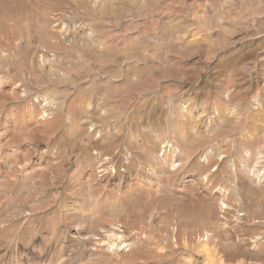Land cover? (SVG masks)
Here are the masks:
<instances>
[{"label": "rangeland", "instance_id": "rangeland-1", "mask_svg": "<svg viewBox=\"0 0 264 264\" xmlns=\"http://www.w3.org/2000/svg\"><path fill=\"white\" fill-rule=\"evenodd\" d=\"M31 1H35V2H31ZM31 1L30 0L29 1L28 0H25V1H23V0H16V1L15 0H1L0 1V50L4 46V48L1 50V55L4 53L7 54L6 57H5V55L3 56L4 63L0 64V69H1L0 70V76H4L5 79L7 80L6 81L7 83L9 82L8 80H10V79L11 80L13 79L14 81H16L15 78H18L20 76L18 78L19 81H21L23 83V87L26 86V88H29V89L31 88L30 91L33 89L32 92L35 91L34 93H37L40 91L42 92V90L44 89L43 90L44 92L50 91L49 93L55 94L54 96H56L57 100L62 99V101L63 100L64 101L63 102L59 101V103H58V109H57L58 112L55 115L56 117L52 118L55 122L52 121L51 118H49V121H51V122H48V121L46 122L45 120H47L48 118L44 119V121H43V119H41V121L39 120L38 115L40 113V110L38 107H35L36 105L33 107V110L36 109V111L33 112L32 106L29 105V103L27 101L19 100V99L18 100H14V99L6 100L4 96L2 97L0 95L4 101L6 100L5 102L0 100L1 101L0 102V105H1L0 106V117H1L0 118V123H1L0 124V128H1L0 129V141H3V142H0V148L2 147V145L4 146L5 144H7L10 141V138H9L10 134L7 133V131L5 130L6 128H9L11 132L14 130L18 133L19 132L21 133V134H18V138L15 140L16 141L14 143L15 146L13 145L14 149L17 146L16 151L11 150L9 152H6V151L4 152L2 148H1L2 150L0 149V155H2V156H0V264L1 263L2 264H5V263L6 264H40V263L51 264L53 262L54 263L56 262L55 264H57V261H58V263H60L61 261H64V260H65V264H70V263L71 264H79V263L80 264H109V263L110 264L111 263H113V264H116V263L120 264L121 263L122 264V262L124 261L123 259H125V261H126L125 264H141V263L142 264H145V263L148 264L151 262H152V264H157L158 261L160 262L158 264H173V262H175L176 264H180V263L181 264H205L202 255H200L197 252L198 251L197 249H200L202 247L197 248L191 243L189 246V244L186 242H188L187 237L197 239L199 236H201L204 233L203 231L206 232V230H208L207 227H204L203 223L201 222L202 221L201 219L211 215L212 211L207 209V208H209L208 207L209 204H211L212 202L215 203V202L219 201L220 197L222 196V195H220L221 193H219L217 191L214 192L211 189V188H213L212 187L213 184L217 185L218 183L221 186H223V188H224V191L222 192L225 194L224 196H226L228 198L230 197L228 199V201H227V198L225 200V202L229 205L230 209L232 211L237 212L238 214L244 213V216L246 214V216L247 217L249 216V218H251L252 221H254V220L255 221H254V223H250V224H247L245 226H242V229H241V227H236L238 229H236L235 227H232L231 230L228 229V231H226V229L224 227H222L223 226L222 222L224 221L223 219H225L227 217L233 218L235 216V213L232 212L233 214H231V213L227 214V215L225 214V217H223L224 214H222V215H220L221 216L220 219L212 218L211 223H213V224H210L209 231H211V233H214L213 237L215 238V240L218 241L220 238L219 236L225 237L227 240H229L230 238H233L236 240L235 242L238 243L237 248L235 250H239V252L240 251L242 252L247 248L245 246V244H246L245 240H247L249 238H255L257 236L260 237L261 235L264 236V214H263L264 213V195H262L264 192H262V194H261V191L259 192V190L255 189V192L257 191L256 193L258 195L256 193H254V195L252 194L249 196L248 194L243 193L244 191H242V193H240L241 195L232 194L231 193V187H230V179L228 178L229 168H227L228 166L231 165L230 161L232 159H233L232 162L237 163V164H243L246 162V159H247L248 155L250 154V151L252 150V149L250 150V147H251L250 144H252L251 143L252 140L253 141L259 140L257 138L258 136L254 137V135H260L259 138H260L261 143L264 140V137H261L264 135V128H263L264 123H262V122H264V119H263L264 118L263 117L264 116V107H263L264 106V0H160V1L157 0L156 2H155V0H143V2H142V0H134V1H132V0L121 1L120 0V1H118L119 4L116 3V6L118 5V7H117L118 9H116V8H115L116 10L115 9H113V10L112 9H110V10L104 9L105 11L109 10V11H107V13L104 12V10L101 9V7L97 8L98 10L93 8L95 11L98 12L97 13V12L92 10V6H90L89 4H88L89 7L86 5V8L88 7V9H85V4H87L86 2L85 3L80 2L81 4H84V5H81L80 3L76 2L75 0H69V1L66 0L67 3L63 2V0H58V1L55 0L56 2L60 3V4H58V7H57V3L54 0H52V1H49V0H44V1L43 0H31ZM125 1H126V3H125ZM52 2H55V3H52ZM70 2H71V4H70ZM120 3H123V4H121V6H120ZM28 4L32 5V7L31 6L29 7ZM49 5H51V6L53 5V6L51 7ZM68 5H69V7H68ZM46 6H48L50 8H46ZM72 6H75V7L77 6V8L76 9L74 7L72 8ZM81 6H84V8ZM36 7H38V8H36ZM43 7H45L46 9ZM56 7L59 10L55 9ZM122 7H124V8H122ZM89 8H91V10L93 12ZM69 9H70V11H68ZM27 10H29V11H27ZM47 12H49V14ZM50 12H51V14H50ZM67 12H71V13H67ZM32 13H35L36 16H34L35 14H32ZM89 13H91V14H89ZM92 13L94 15H92ZM110 13H114V14H110ZM29 14H32L33 16L32 15L29 16ZM40 14L43 16H41ZM70 14H71V16H70ZM107 14H109V15H107ZM50 15L52 17H53V15L63 17L65 20L70 21V23L71 22L75 23V24L80 23L81 25L83 24V26H88L87 28H89V30H91V32H92V33L90 32L92 34V35L90 34L91 39L86 38V36L83 34H80V36L83 39L82 38L80 39L79 35H76L78 37H74V39L71 37H68L67 40H71V41L68 42L66 40V43L69 44V46L67 44H65V48H63V50H67V52L65 51L67 54L64 52L66 57L64 54H63V56H62V54L61 55H53V56L49 55L50 57H53L52 58L53 63H56L55 64L56 67L54 68V70H56L57 65H59L61 67V70L64 69L66 71L65 74H67L68 77H66L67 75L65 76L64 70H62L63 72L60 71L59 66H58L57 71L52 70L51 73H48V71H46V72L44 71L45 72L44 73L42 71L40 73L41 70L39 68H37V66L35 64H33V61H34L33 56L34 55H38V53L40 51H43L46 49H47V51L45 53L48 54V51H49L48 48L49 47H47V48L45 47V46H48L47 42H46L45 46H44L45 42L43 45L41 42L42 40L44 41V39H45L44 36L42 35L41 31L44 34L45 32L48 31V29L51 28V27H49L51 25H49V26L46 25L45 27L42 26V24L44 22H47L48 20H52L51 18L49 19ZM91 15L95 16V18L92 17ZM89 17H91V18L89 19ZM75 19H76V21H75ZM88 19L90 21H88ZM30 20H31V22H30ZM39 22H41V23H39ZM49 23H47V24H49ZM27 24L29 25L28 27L26 26ZM23 26H24V29H23ZM28 28L29 29L31 28L30 29L31 32L29 30H27ZM43 28H45V29H43ZM93 28L94 29L97 28V29H95V31H94ZM46 29H47V31H45ZM3 33L6 34V36L3 35ZM28 33H30V34H28ZM37 33H39V36H42V37H39ZM19 34H20V36H19ZM98 34H100V35H98ZM26 35H27V39L25 37ZM37 36H38V38H37ZM6 38L9 42L7 40H5ZM38 40L39 41L41 40L40 41L41 43ZM72 40L73 41L76 40L77 42L76 41L72 42ZM93 40H95V41L93 42ZM86 41H88V42H86ZM90 41L92 43H90ZM5 42H8V43L5 44ZM84 42L87 44L83 45ZM95 42H97V43H95ZM25 43L26 44L29 43V44H27L29 47L25 46L26 45ZM72 43L75 45V47L77 49L74 48V45H72ZM10 44H11V47L13 49H11V48L8 49V47H10ZM23 44H25V45L23 46ZM89 44H90V47L85 48V46L86 45L88 46ZM92 44H96V45L98 44V47L96 45L92 46ZM41 45L44 47H42ZM95 47H96V49H95ZM28 48H30L32 51L29 50ZM69 49L70 50L72 49V50L70 51ZM78 49H81V50H78ZM10 50H12V51H10ZM27 52H29L33 56L32 55L30 56V54ZM71 52L74 53L73 56H72ZM10 54H12L14 56H12ZM28 54H29V56H28ZM10 56H11V58H10ZM74 56H76V57H74ZM9 59H10V61H8ZM16 59H18V60H16ZM12 60H14L13 65H12V63L10 64V62ZM18 61H19V63H18ZM15 62H17L19 66ZM24 62L26 64H24ZM28 62H29V65L27 68ZM14 64L17 67L16 66L13 67ZM30 64L31 65L33 64V65L30 66ZM61 65H63V68ZM64 65H65V67H64ZM69 65L71 66V68L68 69L69 72H67L68 70H66V69L70 67ZM20 66L22 67V69H20ZM5 67L8 68V70H6ZM2 68L4 70H6L5 73H1V71L4 72V70ZM33 68H36V69H33ZM12 69H14V71L17 72L18 75L15 74V72H13ZM9 70L11 71V73ZM35 70H37V71H35ZM18 71H20V73ZM27 71L30 73H28ZM58 71L60 72V75H59V73H57ZM61 73H63V74L61 75ZM13 74H14V76L12 77ZM26 74H28L30 77ZM52 74L58 76L59 78H57L54 75L52 78L51 77ZM45 75H46V77H45ZM48 75H50V78L48 77ZM15 76H17V77H15ZM33 76L34 77L37 76V77L34 78ZM54 78H55V80H54ZM37 79H38V81L42 79L41 81L43 83L39 81L37 84L36 83ZM60 79H61V81H60ZM27 80L29 81V84L31 83L30 87H29V84H27L28 83ZM52 80H54V81H52ZM48 81H52V82H48ZM24 82H26V83H24ZM32 82L33 83L35 82L36 84L35 83L33 84ZM39 83H41V84L39 85ZM3 86H2V88H4V89L8 88L9 89L10 83L9 84L5 83V85H3ZM35 88H37V89H35ZM81 90H85V91L87 90V92H93L94 90H96L95 91V96L97 99L96 103H99V104L101 103V108L104 107L103 109H105V110H106V108L109 109L108 113H107L108 109L104 113L105 117H101L102 119H105L104 121H102L101 118L96 119V121L98 120V121L102 122V123L98 122V124L99 123L101 125L103 124V126H101V127L106 126V128H109L113 125H117V126H120V127L122 126L123 128H125V129H123V132H124L123 136H121V138L120 137L117 138L116 139L117 141L115 142V143H117L119 141L120 144L113 143L110 145V143L108 141L107 142L103 141V143H104L103 144L100 141L99 144L97 145V147H95L94 149H91V152H94L95 149H96V151L111 152V150H113L114 147L119 148L122 146L121 148H124L126 143L128 145V142H127V140H129L128 139V137H129V133H128L129 126L128 125H130V121H131V123L132 122L134 123L135 121H137L135 118L139 117V115L142 111L145 114V118H146V116H147V118H151V114H152V117L155 116V114L157 116L158 113L160 114L162 112L160 114V116L159 115L158 116L160 118H163L164 122L166 120L165 123H167V124L164 123L166 127H165V129H163V131H165V133L162 132L161 135H158V134H153V135L155 137H156V135H158L161 138L164 135V137H163L164 139L170 140V138L173 135V129L175 127L176 128H183V127L188 125L187 124L188 123V114L186 112L182 111L181 107H180L181 110H179L178 107L180 105H178V103L182 104L185 102V100H190L191 102H193V104H198L199 107H201V108L198 107V109L207 110L208 112L212 111L216 107L219 108V107H223L224 105H226V106L228 105V107H230L229 108L230 111H233V112H231L232 117H230L229 122L228 121L227 122L225 121L226 123L222 122L223 124L228 123L226 125V127H225V125L220 124L221 125V126H219L220 128L215 130V133L214 132L211 133L210 134L211 136L206 137L207 139L205 138L204 140L201 141L203 144L204 143L206 144L208 141H212V139L215 136H218L217 138L213 139L215 142L212 141V143H217V141L219 140V142L222 143L221 148H223L224 150L223 149H221V150H222V152L224 151V154L226 152H228L230 149V151L225 154L226 155L225 157L227 158V159L226 158L224 159L225 162L224 161H222L221 163L219 162V165L222 164V166H219V168H221V169L218 168L215 171L214 182L212 184L208 183L209 185L207 183H205L204 181L202 182V180L199 179L201 176L200 173H202V172L199 169H197V167H195L194 164H193V166H191L192 163L189 165L184 163L182 165L183 168L178 170L176 172V174L174 173L175 176H174V174L173 175L169 174L170 177H169V175H168V177L166 176V178H165L166 184H165L164 188L159 189L156 183L155 184L148 183L146 180L140 179V177L138 176L140 169H142V167L144 166L145 163H147V161L141 156L140 152H136V151L133 152V156L136 159V161L133 158L132 161L125 162L124 161L125 159H123V156H120V160L117 164L119 167L117 168V171L113 172V176L111 174L112 168H108L106 171L101 172V175L99 176L100 178L96 179V181L94 179H91V178L88 179V173H89L88 168H84L80 165V159L84 160L83 157L86 156V154H85L86 152L83 154V157L81 156V158H80V148H79L80 142H82L83 144L86 143L85 142V141H87L86 135L85 134L82 135V137H83L82 138L83 140H82L79 136V134H80V131H79L78 134H77V132L75 134L76 136H79V137H76L74 135L75 132L73 133L71 130V129H73L72 126H70L67 122H65L63 120V117L61 118V120L59 119V117L57 118V116H60V114H62V113L64 115H66V114H69L70 112H71V115L73 114L74 119L77 118L78 116L80 117V109H82L84 104H81L79 102L80 99L77 100V97L80 98V91ZM5 92L11 93V90L9 89V92H7V91H5ZM62 92L64 93V95L62 94ZM65 93H66V96H65ZM97 93H101L102 97H101V94H97ZM226 93L229 95H226ZM68 94H70V96ZM67 95L69 97H67ZM103 95H106L107 97L106 96L103 97ZM66 97H67V99H66ZM167 97H169V98H167ZM172 97L176 98V99L173 98V105H171L172 104V101H171ZM177 98H178V100H177ZM163 99H165V100H163ZM166 99H167V102H166ZM69 100H70V102H69ZM175 100H177V101L174 102ZM72 101L75 102V103L74 102L73 103L76 106L73 105ZM160 101L161 102L163 101V102L161 103ZM181 101H183V102H181ZM206 101L207 102L211 101V102L206 103ZM214 101L216 104L219 103V105H215ZM66 102H67V104H71V105H67ZM227 102H228V104H226ZM12 103H14V104H12ZM24 103H25V105H24ZM104 103H105V105H104ZM106 103L108 104V106ZM253 103L257 107L254 106ZM15 104L17 106H15ZM164 104L166 105V107ZM174 104H176V105H174ZM221 104L222 105L224 104V105L222 106ZM250 104L254 108L252 106H250ZM141 105H143V107ZM258 105L259 106L261 105V106L258 107ZM67 106H69V107H67ZM9 107H11V108H9ZM14 107H16V108H14ZM139 107H140V109L138 111ZM246 107H248L249 109ZM18 108L20 111H18ZM151 108L153 110H151ZM165 108L166 109L168 108L167 109L168 111ZM175 108L176 109L178 108V109L176 110ZM63 109L67 112L64 113ZM156 109H159V110H156ZM241 109H243V112ZM246 109H248V110H246ZM256 109H257V111H256ZM60 110H61V112H60ZM240 110H241V113H240ZM249 110H250V113H249ZM11 111H12V113H13V111L15 112L16 116H14V118H12L13 115H12ZM31 111H32V113H31ZM172 111H174V112H172ZM234 111L236 113H234ZM135 112H137V113L135 114ZM176 112H178V113H176ZM181 112H183V113L181 114ZM246 112L249 113L248 114L249 116L245 115V114H247ZM33 113H35V114H33ZM106 113H107V115H106ZM130 113H131V115H130ZM164 113H166V114H164ZM237 113H239V116L237 115ZM252 113H254L253 115H255L254 120H253V118H251ZM171 114H172V116H171ZM233 114L238 116V117L234 116ZM242 114H243V116H242ZM30 115H31V117H30ZM33 115H36L37 117L33 119L32 117H35ZM161 115H163V117ZM106 116H108L109 118H106ZM37 118L39 121L37 120ZM261 118H262V120H261ZM127 119H128V121H127ZM169 120H171V122ZM172 120L173 121L175 120L174 123L172 122ZM252 120L255 123L252 122ZM260 120L262 122H260ZM6 121L8 122V124L6 123ZM105 121H107L108 125H106ZM238 121L241 123H239ZM56 122H58V123L56 124ZM110 122H112L113 125ZM137 122H139V120ZM243 122H244V124H243ZM13 123H15L16 125ZM172 123L175 125H173ZM232 123H233L232 129L234 127H235L234 130L236 129L235 133H234V130L229 129V128H231V125H229V124H232ZM55 124L57 126L59 125L58 128L60 127V130H58V128H56L57 126ZM171 124L173 126H171ZM17 126H18V128H17ZM42 126H43V129H42ZM237 126H239V127H237ZM240 126H242V127H240ZM13 127H15V128H13ZM171 127H173V129ZM44 128L47 129V131ZM238 128H240V129L238 130ZM244 128H245V130H243ZM3 129L5 130V132H3L4 131ZM166 129H168V130H166ZM221 129H222V132H221ZM256 129H258V130H256ZM51 130L53 133L51 132ZM53 130H56V132H54ZM218 130H220L219 133H218ZM224 130L225 131L228 130V132H225ZM231 130H232V132H231ZM26 131H27V133H26ZM28 131H30V132H28ZM238 131H240V132H238ZM38 132H40V133H38ZM46 132H48L47 135H46ZM220 132L223 134L221 135ZM256 132H258V134ZM249 133H251V134H249ZM6 134H7V136H6ZM29 134H30V136H29ZM214 134H216V135H214ZM219 134L222 137L219 136ZM224 134H227L228 138ZM244 134H245V136H244ZM252 134H254L253 137H252ZM45 135L47 136L46 138L43 137ZM48 135H51V136L48 137ZM248 135H250V137ZM40 136H42V137H40ZM223 137L225 138V140ZM209 138H211V140H209ZM77 139L79 141H77ZM119 139H121V141ZM122 140H123V142H122ZM125 140H126V142H125ZM203 141H205V142H203ZM240 141H242V142H240ZM201 142L196 143L197 145L194 143L195 144L194 146L195 147L198 146L197 148L203 146V145H201L202 144ZM75 143H76V147H75ZM107 143H109V144H107ZM263 143H264V141H263ZM18 144H19V147H18ZM243 144H245V145H243ZM248 144L250 145V147ZM77 145H78V147H77ZM232 145H233V147H232ZM20 146L22 148H20ZM99 146L102 148H98ZM194 146H193V148H195ZM225 147L227 148L228 151H225L226 150ZM236 148H238V149H236ZM25 150H27L28 152H26ZM29 150L32 151L31 155L33 153H34V155L31 156L29 154L30 153ZM84 150L86 151V149H84ZM192 150H194V149H192ZM243 150H244V152H243ZM23 151H24V154L26 153V157L28 156L27 159H26V157L24 158L25 155L23 154ZM239 151H240V153H239ZM232 152H235L238 154H235ZM9 153L10 154L12 153V154L9 155ZM16 153H18L17 154L18 157L16 156ZM21 154L24 156H22ZM233 156H234V158H233ZM3 158H4V160H2ZM242 158L243 159L245 158V159L243 160ZM6 160H8V162H9V164L7 166L5 163ZM20 160L22 161L21 163H20ZM236 160H237V162H236ZM133 161H135V162L133 163ZM16 163H18L19 166ZM47 163H48V165H47ZM136 163H138V165ZM25 164L27 166H25ZM128 166H130V167L128 168ZM15 167H17V168H15ZM39 167H41V168H39ZM56 168H57V170H56ZM40 169H41V173H40ZM47 169L49 172L47 171ZM26 170L28 171L29 174L27 173ZM7 172H9V174H7ZM135 172H136V174H135ZM221 172H223V173H221ZM48 173H49V175H48ZM59 173H61V174H59ZM24 176H26V177H24ZM81 176H83V177H81ZM219 176H221V178ZM226 177H227V180L229 182L226 180ZM39 178H41V179H39ZM121 178H123V179H121ZM216 178L218 180H220L221 183ZM27 180H29V181H27ZM105 180H107V181H105ZM91 181H93V182H91ZM168 182L171 186L168 184ZM22 183H25V184H22ZM36 183H37V185H35ZM103 183L108 184V185L106 184L108 187L107 189L103 190L104 187L102 185H105ZM115 183H117V185ZM81 185H83V186H81ZM98 185L102 189H100V187ZM118 185H121V186H118ZM117 186L120 188V189L118 188L119 190L117 189ZM130 186H132V187L137 186V187H136V189L131 190V189H129ZM141 186H143V187H141ZM185 186L186 187L188 186L187 188H191V187L194 188L192 190L193 196H191L190 193L185 191V189H184ZM203 186H204V188H202ZM263 186L264 185L262 184L260 187L258 186L257 188H259V189L262 188L260 190H263L264 189ZM31 187H36V188L31 189ZM62 187H64L65 189ZM156 188H157V190H156ZM110 189H111V191H110ZM112 189L114 190V194L111 193V192H113ZM137 189H139V190H137ZM147 189H149V191ZM165 189L167 190V192ZM35 190L36 191L38 190V191L36 192ZM141 190H142V192L140 194ZM150 190H152L154 195H156V197H155L156 203H155V198L152 195L153 193ZM159 190H160V192H158ZM228 190H230V191H228ZM100 191H102V193H100ZM89 192H91V193H89ZM92 192H95V193L93 194ZM144 192H145V194H144ZM155 192H158V193H155ZM58 193H60L61 196ZM96 193H97V195H95ZM146 193H150L151 195L146 194ZM163 193H166V195L170 194V195H168V196H170V198L163 195ZM226 193H227V195H226ZM57 194H58V196H57ZM108 194H110V195H108ZM111 194H112V196H111ZM231 194H232V196H231ZM123 195H129V197L127 196L128 199L126 198V196H123ZM135 195L136 196L138 195V196L135 197ZM158 195H161L160 196L161 198ZM173 195H176V196H174L176 198H173ZM205 195H206V197H205ZM140 196L143 198L144 201L140 198ZM145 196H147V197L151 196V197L150 198L146 197V199H144ZM209 196H211V199H209ZM152 197H153V199H152ZM182 197H184V199H182ZM248 197H251V198H249V200H248ZM178 198H179V200H178ZM235 198H237V199H235ZM123 199H124V201H123ZM137 199L139 201H137ZM157 199H160V200H157ZM201 199H203L204 201ZM205 199H207L209 201V204H208V202L206 204L207 200L205 201ZM250 199H254V200H250ZM81 200H84V201L86 200V201L83 202L82 204H79V203H81L80 202ZM90 200H92V202ZM93 200H94V204H93ZM96 200H97V202H95ZM141 200H142V202H141ZM171 200H172V202H171ZM168 201H169V203H168ZM191 201L192 202L196 201V202H194L195 204H193ZM90 202L93 205H91ZM201 202H202V204H201ZM40 203L42 205H40ZM144 203L146 206L144 205ZM160 203H162V205ZM214 203H212L211 206H213ZM247 203L248 204L250 203L251 205H247ZM89 204L91 205L90 208H88ZM97 204L99 205V208L102 207L101 212L103 211V213H102V215H100L101 218L99 216L93 217V215H95V213L97 212L96 211L97 207L95 208V206H97ZM115 204H116V206H119L121 209L119 207H117V210H116ZM203 204L204 205L206 204V206H203ZM252 204H254V205H252ZM38 205L44 209H40V207ZM103 205L104 206L106 205L107 207L106 206L105 207L108 209L110 208V209L109 210L106 209ZM171 205H172L173 209L170 208ZM198 205H200V206H198ZM3 206H4V208H3ZM68 206H69V208H68ZM129 206H130V208H128ZM196 206H197V208H196ZM35 207L38 211H36ZM71 207H73L74 209ZM138 207H140L142 209H140ZM199 207H200V209H199ZM203 207L206 209H204ZM234 207H236V208L234 209ZM70 208L73 211H71ZM111 208H112V210H111ZM162 208H163V210H162ZM211 208H209V209H211ZM88 209H91L90 213H92V215L90 214L91 216H89V217L84 216L85 211L86 210L88 211ZM94 209H95V211H94ZM103 209H105V213H104ZM129 209H131V211L134 212L135 215L133 213H131V211ZM174 209H176L175 210L176 214L174 213ZM201 209H203V210H201ZM16 210H17V212H16ZM74 210H76V211H74ZM92 210L95 213L92 212ZM142 210L144 212H142ZM190 210H191V212H190ZM198 210H201V211H198ZM24 211L25 212L27 211V213H29V215H30L29 217L33 218L32 220H31V218H29V221H25V223L27 222L26 224L20 222L21 218L16 221L18 223V226H17V223L13 224L9 221H6L7 219L9 220L15 212H16L15 214H17L18 216H22L24 214ZM30 211H31V213H30ZM113 211L118 216V218L113 213ZM116 211L121 212V213H117ZM126 211H128L129 213ZM140 211L142 213H140ZM147 211H149V212L151 211L150 216H149V212L147 213ZM153 211H155V212H153ZM245 211H246V213H245ZM109 212H111L110 213L111 215L109 214ZM125 212H126V214H125ZM152 212H153V214H152ZM160 212H161V214L165 213L166 215L162 214V216H163L162 217ZM186 212H187V214H186ZM194 212H195V214H194ZM7 213L9 214V216L10 215L11 216L9 217ZM137 213L140 214V216L137 215ZM167 213H168V215H167ZM169 213H171V214L169 215ZM108 214H109V216H108ZM112 214L115 215V217ZM142 214L145 216H143ZM96 215H99V214L97 213ZM121 215L122 216L124 215L125 217L123 216L124 217L123 218ZM192 215H195V216L199 215V217L195 218V216H192ZM250 215H252V216H250ZM104 216H106V217H104ZM180 216H182L184 220ZM120 217H122V219ZM261 217H263L262 220H259V218L261 219ZM79 218H80V220H82L81 223L79 222L80 221ZM103 218H105L104 219L105 221L102 220ZM113 218L114 219L117 218L120 221L122 220L121 222H123V223L125 222L127 225H129V228L132 230V236L134 235L133 237H135L134 238L135 244L133 243V245H135V246L132 245V248L134 250L136 249L138 251L135 250L136 251L135 252L133 250L134 252H132V248H130L131 250L129 249V251H128V249H126V248H129V246H128V247H125V250L122 251L124 253L126 252L125 253L126 255L121 257V255L115 254L118 257L117 258L114 254L110 253L105 242L101 241L100 238H98L99 237L97 235L98 230L102 226H105V224L107 225V223H109V221L111 222L113 220ZM172 218H173V221H172ZM190 218H192V219L190 220ZM87 219H89V220H87ZM98 219L100 220V222ZM106 219H108V220H106ZM109 219H112V220H109ZM168 219L171 221V223ZM175 219L178 222H180V224ZM186 219L188 220V222ZM193 219H197V220H193ZM198 219H200V220H198ZM23 220H22V222H24ZM83 220H84V222H83ZM97 220L99 223L97 222ZM131 220H132V222H131ZM174 220H175V222H174ZM88 221H90L89 224H88ZM160 221H162V222H160ZM183 221L185 222V224L183 223ZM218 221H219V223H218ZM104 222H106V223H104ZM159 222L161 224L163 223L162 227H161V224ZM164 222H165V224H167L168 222L170 223V224L169 223L167 224V226H168L167 228H166V225H164ZM3 223H5V224H3ZM10 223H11V226H10ZM78 223H79V226H78ZM144 223H145V225H144ZM152 223H154L155 225L154 224L152 225ZM19 224L21 227H25V225H26V229L19 227ZM81 224H82V226L84 224H86V225L83 226V228H82ZM130 224L132 226H130ZM183 224H184V226H183ZM187 224H188V227L185 228L187 226ZM12 225H14V226H12ZM169 225H171V226H169ZM213 225L215 228H213ZM28 226H29V228H28ZM174 226H175V229L173 228ZM146 227H149L150 229H148ZM15 228H17V229H15ZM88 228H91V229H88ZM157 228H159V229L157 230ZM169 228H170V230H169ZM180 228L182 229V231ZM211 228H213V229H211ZM221 228H222L223 232L221 231ZM139 229H142V230H139ZM171 229L175 230V233H173L174 235H172V232H171V235H172L171 239L172 240L175 239L174 240L175 242L170 243L169 241H167L168 240L167 237L164 238V236L167 235V230L171 231ZM178 229H180V230L178 231ZM185 229H186V231H185ZM214 229L216 230V232H214L215 231ZM64 230H65V232H64ZM187 230L188 231L190 230V231L188 232ZM193 230H194V233H193ZM218 230H220L219 234H218ZM86 231H87V233H86ZM230 231L232 233H230ZM261 232H262V234L260 235ZM163 233H164V235H163ZM184 233H185V236H184ZM186 233H188V234H186ZM221 233H223L224 235ZM235 233L236 234L238 233V235H236ZM195 234H196V237H195ZM225 234H226V236H225ZM79 235H81V236H79ZM158 235L160 238L158 237ZM192 235H193V237H192ZM49 236H50V238H49ZM59 236H61V237H59ZM161 236H163L164 239ZM84 237H86V238H84ZM184 237H186V241H185ZM59 238H61V239H59ZM62 238H64V239H62ZM144 238H145V240H144ZM52 239H54V240H52ZM79 239H81V240H79ZM97 239L100 242H98ZM148 239H150L151 242L154 239L155 240L153 241V243H151L150 241H148ZM151 239H153V240H151ZM158 239H159V243H158ZM178 239H182V240L179 241ZM4 240H5V242H4ZM116 241L117 240H115V242ZM182 241H183V243L188 244V247L186 249L183 247ZM189 241H190V239H189ZM101 242H103V243H101ZM154 242H157L156 243L157 245ZM167 242H169L170 244ZM136 243H137V245H136ZM140 243L142 244V246L140 245ZM179 243H181V244H179ZM166 244H167L168 248L166 247ZM145 245H147V246H145ZM168 245H171L173 247L168 246ZM177 245H179V246L175 247ZM45 246H46V248H45ZM150 246L155 247L154 250L152 247H151L152 249H149ZM160 246L161 247L164 246V248L163 247L160 248ZM205 246H208L211 249L214 248V247H212V246H214L213 243L205 245ZM138 247H140L139 248L140 250L138 249ZM144 248L146 250L145 254H147V255L144 254L142 256V254L144 253ZM171 248H173V249H171ZM175 248L177 251L175 250ZM99 249L100 250L103 249L106 253H104V255H103V251L102 250L100 251ZM155 249H156V251L158 249V251L156 253H155ZM106 250H108V251H106ZM97 251L99 253H97ZM139 251H142V252H140L141 254L139 253ZM148 251H150L151 254ZM160 251H161V253H160ZM162 253H164L163 256H162ZM246 253H248V254H246ZM259 253H262L264 255V247L252 248L249 250V252L239 254L237 259H235L233 261L223 259V264H249V263L250 264H264V258H262ZM131 254H133L132 258H131ZM138 254H140V255H138ZM148 254H149V256H148ZM159 254H161V255H159ZM169 254H171V256ZM173 254H174V256H173ZM10 255H12V256H10ZM93 255H95V256H93ZM108 255L110 257H108ZM113 255H114V258L115 257L117 258V260H116V258L112 259ZM164 255H165V257L168 256V259L165 258ZM98 256H99V258H97ZM105 256H106V259H105ZM144 256H145V258H144ZM152 256H153V259H152ZM160 256L163 258L164 261L162 259H160L161 258ZM147 257L149 260V261L147 260L148 262L145 260V259H147ZM154 257H156V258H154ZM250 257H251V259H250ZM70 258H71V260H70ZM157 258H158V260H157ZM169 258H171V259H169ZM68 259L70 262L67 261ZM111 259H112V262H111ZM131 259H133L132 261H134V262H132ZM174 259H175V261H174ZM121 260H122V262H120ZM229 261H230V263H229ZM231 261H232V263H231ZM136 262H138V263H136ZM123 264H124V262H123Z\"/></svg>", "mask_w": 264, "mask_h": 264}, {"label": "bare ground", "instance_id": "bare-ground-1", "mask_svg": "<svg viewBox=\"0 0 264 264\" xmlns=\"http://www.w3.org/2000/svg\"><path fill=\"white\" fill-rule=\"evenodd\" d=\"M1 1V0H0ZM16 1V0H15ZM23 1H25V0H23ZM29 1V0H28ZM31 1V0H30ZM44 1V0H43ZM49 1H52V0H49ZM55 1V0H54ZM58 1V0H57ZM67 1H69V0H67ZM76 2H78V3H80V2H86L87 4H85V9H88V4L90 5V6H92V10L93 11H95L94 9H97V8H99V7H101V9H118L117 7H118V5L116 6V3H118L119 4V2L118 1H120V0H75ZM121 1H123V0H121ZM130 1V0H129ZM128 1V2H129ZM132 1H134V0H132ZM157 0H155V2H156ZM160 1V0H159ZM3 2V1H2ZM7 2V1H6ZM31 2H35V1H31ZM56 2V1H55ZM55 2H52V3H55ZM63 2H66V0L64 1L63 0ZM127 2V3H128ZM142 2H143V0H142ZM8 3V2H7ZM18 3V2H17ZM46 3V2H45ZM57 3V7H58V4H60L59 2H56ZM67 3V2H66ZM77 3V4H78ZM125 3H126V1H125ZM132 3V2H131ZM137 3V2H136ZM13 4V3H12ZM62 4V3H61ZM70 4H71V2H70ZM81 4V3H80ZM121 4H123V3H120V6H121ZM134 4V3H133ZM15 5V4H14ZM22 5V4H21ZM44 5V4H43ZM81 5H84V4H81ZM86 5L88 6L87 8H86ZM20 6V5H19ZM28 6L30 7H32V5H29L28 4ZM35 6V5H34ZM49 6H51V5H49ZM53 6V5H52ZM51 6V7H52ZM64 6V5H63ZM62 6V7H63ZM26 7V6H25ZM57 7L55 8V9H57ZM60 7V6H59ZM68 7H69V5H68ZM77 8V6L75 7V6H72V8ZM81 7H83L84 8V6H81ZM36 8H38V7H36ZM43 8H45V7H43ZM46 8H50V7H48V6H46ZM45 8V9H46ZM94 8V9H93ZM122 8H124V7H122ZM22 9V8H21ZM71 9V8H70ZM70 9L68 10V11H70ZM90 10H91V8H89ZM100 9V10H101ZM115 9V10H116ZM121 9V8H120ZM38 10V9H37ZM57 10H59V9H57ZM74 10V9H73ZM91 10V11H92ZM98 10V9H97ZM109 10H107V11H109ZM27 11H29V10H27ZM36 11V10H35ZM72 11V10H71ZM77 11V10H76ZM89 11V10H88ZM92 11V12H93ZM107 11H105L104 10V12H106L107 13ZM31 12V11H30ZM29 12V13H30ZM37 12V11H36ZM62 12V11H61ZM90 12V11H89ZM95 12H97V11H95ZM25 13V12H24ZM46 13V12H45ZM48 14H49V12H47ZM65 13V12H64ZM67 13H71V12H67ZM98 13V12H97ZM103 13V12H102ZM32 14H35V13H32ZM32 14H29V16L30 15H32ZM38 14V13H37ZM50 14H51V12H50ZM63 14V13H62ZM89 14H91V13H89ZM110 14H114V13H110ZM26 15V14H25ZM41 15V14H40ZM61 15V14H60ZM92 15H94L93 13H92ZM91 15V16H92ZM98 15V14H97ZM107 15H109V14H107ZM33 16V15H32ZM34 16H36V14L34 15ZM41 16H43V15H41ZM62 16V15H61ZM70 16H71V14H70ZM49 17V16H48ZM47 17V18H48ZM65 17V16H64ZM92 17H94L95 18V16H92ZM52 19V20H48L47 22H44L43 24H42V26H49V25H51V26H49V27H51L50 29H48V31H47V29L45 30V31H47V32H45L44 34H43V32L41 31V33H42V35L44 36V41L42 40H40L41 42H42V45L44 44V42H45V44H44V46L46 45V42H47V45L48 46H45L46 48L47 47H49L48 48V54H46L45 52L47 51V49L46 50H43V51H40L39 53H38V55H32V54H30L29 52H27V53H29L30 54V56L32 55L33 56V64H35L36 66H37V68H39L41 71H40V73L43 71H48V73H51L52 72V70H54V68L56 67L55 66V64L56 63H53V57H50L49 55H61L62 54V56H63V54L65 55V53L67 52V50H63V48H65V44H67L66 43V40H67V38L68 37H71V38H73L74 39V37H78V36H76V35H79L80 36V34H83V35H85L86 36V38H90V34L92 33L91 32V30H89V28H87L88 26H83V24L81 25L80 23L79 24H75V23H70V21H68V20H65L63 17H60V16H57V15H53V17L50 15V17H49V19ZM71 18V17H70ZM91 17H89V19H90ZM3 19V18H2ZM72 19V18H71ZM88 19V21H90ZM27 20V19H26ZM37 20V19H36ZM94 20V19H93ZM44 21V20H43ZM75 21H76V19H75ZM30 22H31V20H30ZM51 24H50V23ZM74 22V21H73ZM33 23V22H32ZM35 23V22H34ZM39 23H41V22H39ZM47 23H49V24H47ZM40 25V24H39ZM27 27L29 26L28 24L26 25ZM41 27V26H40ZM23 29H24V26H23ZM31 29V28H30ZM29 28L27 29V30H29L30 32H31V30H30ZM43 29H45V28H43ZM94 29V28H93ZM92 29V30H93ZM95 29H97V28H95ZM95 29H94V31H95ZM97 31V30H96ZM23 32V31H22ZM33 32V31H32ZM35 32V31H34ZM91 32V33H90ZM26 33V32H25ZM101 33V32H100ZM28 34H30V33H28ZM38 34V36H39V33H37ZM36 34V35H37ZM3 35H5L6 36V34H4L3 33ZM92 35V34H91ZM98 35H100V34H98ZM19 36H20V34H19ZM23 36V35H22ZM21 36V37H22ZM29 36V35H28ZM38 36H37V38H38ZM84 36V37H85ZM9 37V36H8ZM26 37V39H27V35L25 36ZM34 37V36H33ZM39 37H42V36H39ZM93 37V36H92ZM97 37V36H96ZM3 38V37H2ZM82 37L80 36V39H81ZM100 38V37H99ZM102 38V37H101ZM16 39V38H15ZM31 39V38H30ZM34 39V38H33ZM40 39V38H39ZM77 39V38H76ZM83 39V38H82ZM85 39V38H84ZM91 39V38H90ZM98 39V38H97ZM5 40H7V38L5 39ZM13 40V39H12ZM32 40V39H31ZM88 40V39H87ZM8 41V40H7ZM23 41V40H22ZM25 41V40H24ZM34 41V40H33ZM39 41V40H38ZM37 41V42H38ZM39 41V42H40ZM68 42L69 41H71V40H67ZM74 41H76V40H74ZM73 40H72V42H74ZM92 41V40H91ZM90 41V43H92ZM95 40H93V42H94ZM102 41V40H101ZM4 42V41H3ZM9 42V41H8ZM8 42H5V44L6 43H8ZM15 42V41H14ZM40 42V43H41ZM77 42V41H76ZM80 42V41H79ZM86 42H88V41H86ZM17 43V42H16ZM15 43V44H16ZM35 43V42H34ZM33 43V44H34ZM71 43V42H70ZM95 43H97V42H95ZM102 43V42H101ZM21 44V43H20ZM26 44V43H25ZM25 44H23V46L25 45ZM27 44H29V43H27ZM25 45V46H27V47H29L28 45ZM76 44V43H75ZM81 44V43H80ZM85 44H87V43H85L84 42V44L83 45H85ZM2 45V44H1ZM39 45V44H38ZM41 45V46H42ZM68 46H69V44H67ZM71 45V44H70ZM72 45H74L73 43H72ZM82 45V46H83ZM96 44H92V46H95ZM100 45V44H99ZM44 46H42V47H44ZM91 46V47H92ZM97 47H98V44L96 45ZM87 47H90V44L87 46H85V48H87ZM3 48H4V46H3ZM2 48V49H3ZM13 49L12 47H11V44H10V47H8V49ZM15 48V47H14ZM21 48V47H20ZM25 48V47H24ZM74 48H76L75 47V45H74ZM93 48V47H92ZM1 49V50H2ZM29 50H31L30 48H28ZM38 49V48H37ZM77 49V48H76ZM91 49V48H90ZM95 49H96V47H95ZM1 50H0V64H2V63H4V60H3V56L5 55V57L7 56V54H2L1 55ZM5 50V49H4ZM22 50V49H21ZM20 50V51H21ZM70 50V49H69ZM72 50V49H71ZM70 50V51H71ZM78 50H81V49H78ZM89 50V49H88ZM10 51H12V50H10ZM9 51V52H10ZM19 51V50H18ZM32 51V50H31ZM66 51V52H65ZM74 51V50H73ZM92 51V50H91ZM65 52V53H64ZM76 52V51H75ZM80 52V51H79ZM7 53V52H6ZM14 53V52H13ZM72 53V52H71ZM78 53V52H77ZM86 53V52H85ZM88 53V52H87ZM19 54V53H18ZM29 54H28V56H29ZM67 54V53H66ZM73 54L74 53H72V56H73ZM10 55H12V54H10ZM16 55V54H15ZM12 56H14V55H12ZM71 56V55H70ZM69 56V57H70ZM107 56V55H106ZM16 57V56H15ZM14 57V58H15ZM61 57V56H60ZM65 57H66V55H65ZM74 57H76V56H74ZM10 58H11V56H10ZM21 58V57H20ZM5 59V58H4ZM26 59V58H25ZM56 59V58H55ZM16 60H18V59H16ZM59 60V59H58ZM64 60V59H63ZM73 60V59H72ZM8 61H10V59L8 60ZM14 60H12L11 62H10V64L12 63V65H13V62ZM22 61V60H21ZM57 61V60H56ZM62 61V60H61ZM66 61V60H65ZM70 61V60H69ZM58 62V61H57ZM15 63H17V62H15ZM18 63H19V61H18ZM18 63H17V65H18ZM73 63V62H72ZM8 64V63H7ZM24 64H26L25 62H24ZM32 64V65H33ZM59 64V63H58ZM28 65H29V62H28V64H27V68H28ZM31 64H30V66H32ZM34 65V66H35ZM66 65V64H65ZM65 65H64V67H65ZM9 66V65H8ZM16 65L14 64V66L13 67H15ZM19 66V65H18ZM22 66V65H21ZM20 66V69H22V67ZM58 66L59 65H57V69H58ZM62 66V68H63V65H61ZM70 66V65H69ZM17 67V66H16ZM60 67V66H59ZM73 67V66H72ZM71 68V66L69 67V68H67L66 70H68V69H70ZM3 69V68H2ZM5 69L6 70H8V68H6L5 67ZM17 69V68H16ZM19 69V70H20ZM33 69H36V68H33ZM57 69L56 70H54V71H57ZM60 69V71H62V70H64V69H62L61 70V67L59 68ZM1 70V69H0ZM4 70V69H3ZM6 70H4V72H2L1 71V73H5L6 72ZM13 70V72H15L14 71V69H12ZM27 70V69H26ZM30 70V69H29ZM10 71V70H9ZM31 71V70H30ZM33 71V70H32ZM35 71H37V70H35ZM65 71V70H64ZM19 73H20V71H18ZM28 72V71H27ZM34 72V71H33ZM44 72V73H45ZM63 72V71H62ZM67 72H69V70L67 71ZM10 73H11V71H10ZM28 73H30V72H28ZM32 73V72H31ZM35 73V72H34ZM57 73H59V75H60V72L58 71ZM66 73V71L64 72V74ZM15 74H17V72H15ZM63 73H61V75H62ZM18 75V74H17ZM20 75V74H19ZM24 75V74H23ZM26 75H28V74H26ZM51 75V74H50ZM50 75H48V77L50 78ZM53 75L54 74H52V78H53ZM67 74H65V76H66ZM14 76V74L12 75V77ZM29 76V75H28ZM54 76H56V75H54ZM8 77V76H7ZM15 77H17V76H15ZM14 77V78H15ZM20 77V76H19ZM18 77V78H19ZM30 77V76H29ZM34 77V76H33ZM32 77V78H33ZM37 77V76H36ZM36 77H34V78H36ZM45 77H46V75H45ZM47 77V78H48ZM57 78H59L58 76H56ZM66 77H68V75L66 76ZM11 78V77H10ZM18 78H15L16 79V81H14L13 79L11 80H8L9 82L7 83L6 81V79H5V77L4 76H0V95L3 97H5V99L6 100H8V99H14V100H24V101H27L28 103H29V105H31L32 106V110H33V107L35 106V107H38L39 108V110H40V113H39V115H38V118H39V120L41 121V119H43V121H44V119H47V120H45L46 122L48 121V122H51V121H49V118H51V120L52 121H54L52 118L53 117H56L55 115L57 114V109H58V103H59V101H62V99L61 100H57V98H56V96H54L55 94H51V93H49V92H44L43 90H42V92L40 91V92H37V93H34V92H32L33 91V89L30 91V89L29 88H26V86H24L23 87V83L21 82V81H19V79ZM23 78V77H22ZM64 78V77H63ZM24 79V78H23ZM26 79V78H25ZM66 79V78H65ZM18 80V81H17ZM21 80V79H20ZM33 80V79H32ZM42 80V79H41ZM41 80H39L40 82H42ZM54 80H55V78H54ZM54 80H52V81H54ZM59 80V79H58ZM23 81V80H22ZM25 81V80H24ZM35 81V80H34ZM38 79H37V81H36V83L38 84ZM44 81V80H43ZM46 81V80H45ZM52 81H48V82H52ZM60 81H61V79H60ZM27 84H29V81L27 80ZM5 83L6 84H9L10 83V90H11V93H6L5 91H7V92H9V89L7 88V89H4V88H2V86L3 85H5ZM24 83H26V82H24ZM33 83V82H32ZM35 83V82H34ZM33 83V84H34ZM35 83V84H36ZM43 83V82H42ZM46 83V82H45ZM31 84V83H30ZM30 84H29V87H30ZM41 83H39V85H40ZM47 84V83H46ZM60 84V83H59ZM44 85V84H43ZM62 85V84H61ZM4 87V86H3ZM32 87V86H31ZM37 87V86H36ZM39 88V87H38ZM35 89H37V88H35ZM40 89V88H39ZM75 89V88H74ZM88 90V89H87ZM87 90L85 91V90H81L80 91V98H78L77 97V100L78 99H80V103L81 104H84V106L82 107V109H80V117L78 116L77 118H73V114L71 115V112L69 113V114H66V115H64L63 113V115L62 114H60V116H57V118L59 117V119L61 120V118L63 117V120L65 121V122H67L70 126H72V128L73 129H71L72 130V132L74 133V135L76 134V132H77V134H78V132L80 131V134H79V136H80V138L82 139L83 137H82V135H86V137H87V141H85L86 143L85 144H83L82 142H80V158H81V156L83 157V154L85 153L86 154V156H84L83 158H84V160H81L80 159V165L82 166V167H84V168H88V170H89V173H88V179H94L95 181H96V179H98V178H100L99 176L101 175V172H103V171H106L108 168H112L111 169V171H112V176H113V172L114 171H117V168L119 167L117 164H118V162H119V160H120V156H123V159H125L124 161L125 162H130V161H132V159L134 158V156H133V152L134 151H136V152H140L141 153V156L147 161V163H145L144 164V166L142 167V169H140V172L138 173V176L140 177V179H144V180H146L148 183H151V184H157V186H158V188L159 189H162V188H164V186H165V184H166V180H165V178H166V176L168 177V175L170 174V175H173L174 173L176 174V172L178 171V170H180L181 168H183V164L184 163H186V164H191V166H193V164H194V166L195 167H197V169H199L202 173H200L201 174V176H200V180H202V182L204 181L205 183H210V184H212L213 182H214V174H215V171L219 168V166H222V164H220L219 165V162L221 163L222 161H224V159L226 158L225 156V154L226 153H228L229 151H230V149H229V151L227 150V148L225 147V151H228V152H226L225 154H224V151L222 152V150L221 149H223V148H221L222 147V143L221 142H219V140L217 141V143H212V141L213 142H215L213 139H215V138H217L218 136H215L213 139H212V141H208L206 144L204 143H202L201 141L202 140H204L206 137H209V136H211L210 134L211 133H215V130H217L218 128H220L219 126H221L220 124H223L225 121L227 122H229L230 121V117H232L231 115V112H233V111H230V107H228V105L226 106V105H222L223 107H216L215 109H213L212 111H207V110H201V109H198V107H199V105L198 104H193V102H191L190 100H185V102L184 103H182V104H179L178 102V105H180L178 108H179V110H181L182 109V111H184V112H186L187 114H188V125L187 126H185V127H183V128H174L173 129V127H171L172 129H173V135H172V137L170 138V140H167V139H164L163 137H164V135H163V137L161 138V137H159L158 135H161L162 134V132L163 133H165V131H163V129H165V124H167V123H165L166 122V120H165V122H164V120H163V118H160L159 116H160V114L162 113H158V115L156 116V114H155V116H153L152 117V114H151V118H147V116H146V118H145V114L143 113V111L140 113V115H139V117H136L135 119L138 121L139 120V122H137V121H135L134 123L132 122L131 123V121H130V125H128L129 126V130H128V133H129V137H128V139L129 140H127V142H128V145H127V143L125 144V147L124 148H121V147H119V148H115L114 147V149L113 150H111V152H103V151H96V149L94 150V152H91V149H94L95 147H97V145L99 144V142L101 141L102 143H103V141H108L109 143H110V145L111 144H113V143H115L117 140V138H121V136H123V134H124V132H123V129H125V128H123L122 126L120 127V126H117V125H113L112 124V122H110L113 126H111V127H109V128H106V126L105 127H101V126H103V124L101 125L100 123H102L101 121H96V119H100L101 117H105V115H104V113L106 112V110L108 109V108H106V110L105 109H103L104 107V105H105V103H104V105L102 106L103 108H101V103L99 104V103H96L97 102V99H96V96H95V91L96 90H92L93 92H87ZM59 91V90H58ZM5 92V93H4ZM57 92V91H56ZM55 92V93H56ZM60 92V91H59ZM58 92V93H59ZM102 93V92H101ZM101 93H97V94H101ZM230 93V92H229ZM60 94V93H59ZM62 94L64 95V93L62 92ZM71 94V93H70ZM70 94H68L69 96H70ZM231 94V93H230ZM57 95V94H56ZM62 95V96H63ZM67 95V97H69ZM75 95V94H74ZM77 95V94H76ZM226 95H229V94H227L226 93ZM0 96V100H2L3 102H5L4 100H3V98ZM65 96H66V93H65ZM98 96V95H97ZM104 96H106V95H103V97ZM67 97H66V99H67ZM75 97V96H74ZM101 97H102V94H101ZM107 97V96H106ZM170 97V96H169ZM169 97H167V98H169ZM63 98V97H62ZM166 98V97H165ZM173 98L174 97H172V104L171 105H173ZM230 98V97H229ZM59 99V98H58ZM75 99V98H74ZM73 99V100H74ZM96 99V100H95ZM171 99V98H170ZM174 99H176V98H174ZM225 99V98H224ZM76 100V101H77ZM163 100H165V99H163ZM177 100H178V98H177ZM177 100H175L174 102H176ZM220 100V99H219ZM226 100V99H225ZM228 100V99H227ZM64 101V100H63ZM62 101V102H63ZM68 101V100H67ZM75 101V100H74ZM74 101H72V103L74 102ZM106 101V100H105ZM180 101V100H179ZM259 101V100H258ZM1 102V101H0ZM2 102V103H3ZM20 102V101H19ZM69 102H70V100H69ZM78 102V101H77ZM161 102V101H160ZM163 102V101H162ZM161 102V103H162ZM166 102H167V99H166ZM169 102V101H168ZM181 102H183V101H181ZM209 102H211V101H206V103H209ZM220 102V101H219ZM226 102V101H225ZM230 102V101H229ZM26 103V102H25ZM25 103H24V105H25ZM65 103V102H64ZM75 103V102H74ZM73 103V105H75ZM103 103V102H102ZM160 103V104H161ZM165 103V102H164ZM213 103V102H212ZM211 103V104H212ZM214 103H215V101H214ZM261 103V102H260ZM12 104H14V103H12ZM66 104H67V102H66ZM107 104V103H106ZM166 104V103H165ZM164 104V105H165ZM226 104H228V102L226 103ZM254 104V103H253ZM4 105V104H3ZM22 105V104H21ZM28 105V104H27ZM67 105H71V104H67ZM79 105V104H78ZM167 105V104H166ZM166 105H165V107H166ZM174 105H176V104H174ZM215 105H219V103L218 104H216L215 103ZM233 105V104H232ZM1 106V105H0ZM15 106H17L16 104H15ZM76 106V105H75ZM82 106V105H81ZM80 106V107H81ZM107 106H108V104H107ZM142 107H143V105H141ZM161 106V105H160ZM231 106V105H230ZM250 106H252L251 104H250ZM254 106H256L255 104H254ZM261 106V105H260ZM259 105H258V107H260ZM4 107V106H3ZM20 107V106H19ZM26 107V106H25ZM61 107V106H60ZM67 107H69V106H67ZM110 107V106H109ZM141 107V108H142ZM180 107H181V109H180ZM233 107V106H232ZM253 107V106H252ZM257 107V106H256ZM264 107V106H263ZM9 108H11V107H9ZM14 108H16V107H14ZM29 108V107H28ZM27 108V109H28ZM37 108V109H38ZM177 108V109H178ZM199 108H201V107H199ZM243 108V107H242ZM246 108H248V107H246ZM254 108V107H253ZM3 109V108H2ZM139 109H140V107L138 108V111H139ZM143 109V108H142ZM164 109V108H163ZM162 109V110H163ZM166 109V108H165ZM168 109V108H167ZM166 109V110H167ZM176 109V108H175ZM176 109V110H177ZM198 109V110H197ZM233 109V108H232ZM236 109V108H235ZM244 109V108H243ZM243 109H241L242 110V112H243ZM249 109V108H248ZM248 109H246V110H248ZM10 110V109H9ZM13 110V109H12ZM29 110V109H28ZM151 110H153L152 108H151ZM155 110V109H154ZM156 110H159V109H156ZM161 110V111H162ZM174 110V109H173ZM241 110H240V113H241ZM255 110V109H254ZM18 111H20L19 110V108H18ZM30 111V110H29ZM34 111H36V109L35 110H33V112ZM63 111H64V113L65 112H67V111H65L64 109H63ZM62 111V112H63ZM108 111H109V109L107 110V113H108ZM137 111V112H138ZM168 111V110H167ZM256 111H257V109H256ZM263 111V110H262ZM60 112H61V110H60ZM137 112H135V114L137 113ZM157 112V111H156ZM172 112H174V111H172ZM171 112V113H172ZM239 112V111H238ZM248 112V111H247ZM246 112V113H247ZM255 112V111H254ZM11 113H12V111H11ZM28 113V112H27ZM31 113H32V111H31ZM107 113H106V115H107ZM153 113V112H152ZM176 113H178V112H176ZM183 112H181V114H182ZM234 113H236L235 111H234ZM249 113H250V110H249ZM249 113H247V114H245V115H248ZM20 114V113H19ZM29 114V113H28ZM33 114H35V113H33ZM150 114V113H149ZM164 114H166V113H164ZM169 114V113H168ZM174 114V113H173ZM180 114V113H179ZM244 114V113H243ZM243 114H242V116H243ZM254 113H252V117L251 118H253V120H254V118H255V115H253ZM260 114V113H259ZM258 114V115H259ZM262 114V113H261ZM12 115H13V117L12 118H14V116H16L15 115V112L13 111V113H12ZM103 115V116H102ZM109 115V114H108ZM130 115H131V113H130ZM170 115V114H169ZM234 115V114H233ZM237 115L239 116V113H237ZM263 115V114H262ZM261 115V116H262ZM33 116H35V117H32L33 119L34 118H36L37 116L36 115H33ZM135 116V115H134ZM149 116V115H148ZM162 117H163V115H161ZM171 116H172V114H171ZM174 116V115H173ZM234 116H236V115H234ZM233 116V117H234ZM238 116H236V117H238ZM249 116V115H248ZM260 116V115H259ZM29 117V116H28ZM30 117H31V115H30ZM133 117V116H132ZM150 117V116H149ZM169 117V116H168ZM235 117V118H236ZM264 117V116H263ZM1 118V117H0ZM38 118H37V120H38ZM106 118H109L108 116H106ZM131 118V117H130ZM167 118V117H166ZM187 118V117H186ZM249 118V117H248ZM257 118V117H256ZM260 118V117H259ZM8 119V118H7ZM102 119V118H101ZM168 119V118H167ZM171 119V118H170ZM239 119V118H238ZM241 119V118H240ZM264 119V118H263ZM13 120V119H12ZM36 120V119H35ZM36 120V121H37ZM38 120V121H39ZM105 119H102V121H104ZM109 120V119H108ZM107 120V121H108ZM177 120V119H176ZM251 120V119H250ZM252 120V122H254ZM258 120V119H257ZM261 120H262V118H261ZM260 120V122H262ZM15 121V120H14ZM24 121V120H23ZM34 121V120H33ZM107 121H105V123H106V125H108L107 124ZM127 121H128V119H127ZM170 122H171V120H169ZM168 121V122H169ZM175 121V120H174ZM174 121L172 120V122L174 123ZM184 121V120H183ZM243 121V120H242ZM13 122V121H12ZM55 122V121H54ZM98 122H100L99 124H98ZM109 122V121H108ZM137 122V123H136ZM223 122V123H222ZM225 122V123H226ZM239 122V121H238ZM6 123L8 124V122L6 121ZM5 123V124H6ZM41 123V122H40ZM39 123V124H40ZM58 122H56V124H57ZM129 123V122H128ZM165 123V124H164ZM172 123V124H173ZM239 123H241V122H239ZM255 123V122H254ZM262 123H264V122H262ZM1 124V123H0ZM4 124V123H3ZM6 124V125H7ZM13 124H15V123H13ZM44 124V123H43ZM54 124V123H53ZM55 124V125H56ZM60 124V123H59ZM119 124V123H118ZM171 124V126H173V125H175V124H173L172 125ZM228 124V123H227ZM227 124H223V125H225V127H226V125ZM238 124V123H237ZM243 124H244V122H243ZM246 124V123H245ZM16 125V124H15ZM14 125V126H15ZM33 125V124H32ZM47 125V124H46ZM54 125V126H55ZM120 125V124H119ZM122 125V124H121ZM229 125H231V128H229V129H232V125H233V123L232 124H229ZM9 126V125H8ZM53 126V125H52ZM57 126V125H56ZM59 126V125H58ZM58 126L56 127V128H58ZM63 126V125H62ZM127 126V127H128ZM236 126V125H235ZM21 127V126H20ZM46 127V126H45ZM108 127V126H107ZM234 127V126H233ZM237 127H239V126H237ZM236 127V128H237ZM240 127H242V126H240ZM245 127V126H244ZM260 127V126H259ZM13 128H15V127H13ZM17 128H18V126H17ZM63 128V127H62ZM61 128V129H62ZM70 128V127H69ZM168 128V127H167ZM170 128V127H169ZM235 128V127H234ZM234 128L232 129V130H234ZM255 128V127H254ZM264 128V127H263ZM1 129V128H0ZM39 129V128H38ZM42 129H43V126H42ZM45 129V128H44ZM49 129V128H48ZM53 129V128H52ZM171 129V130H172ZM240 128H238V130H239ZM260 129V128H259ZM4 130V129H3ZM6 131H7V133H9L10 135V141L7 143V144H5L4 146L2 145V149H3V151L5 152H9V151H11V150H13V151H16V147H15V149H14V143L16 142L15 140L18 138V134H21L20 132L18 133V132H16V131H10V129L9 128H6L5 129ZM5 130L3 131V132H5ZM46 131H47V129H45ZM58 130H60V127L58 128ZM70 130V131H71ZM166 130H168V129H166ZM232 130H231V132H232ZM236 130V129H235ZM235 130H234V133H235ZM242 130V129H241ZM243 130H245V128L243 129ZM256 130H258V129H256ZM255 130V131H256ZM22 131V130H21ZM32 131V130H31ZM37 131V130H36ZM43 131V130H42ZM54 132H56V130H53ZM126 131V130H125ZM219 131L220 130H218V133H219ZM225 131V130H224ZM262 131V130H261ZM28 132H30V131H28ZM34 132V131H33ZM41 132V131H40ZM40 132H38V133H40ZM51 132H52V130H51ZM71 132V133H72ZM167 132V131H166ZM221 132H222V129H221ZM220 132V133H221ZM225 132H228V130L227 131H225ZM238 132H240V131H238ZM246 132V131H245ZM26 133H27V131H26ZM47 133L48 132H46V135H47ZM53 133V132H52ZM69 133V132H68ZM243 133V132H242ZM257 134H258V132H256ZM255 133V134H256ZM23 134V133H22ZM55 134V133H54ZM53 134V135H54ZM153 134H158V135H156V137L153 135ZM223 133H221V135H222ZM228 134V133H227ZM227 134H224V135H226V137H227ZM249 134H251V133H249ZM43 136V137H47V136ZM73 135V134H72ZM214 135H216V134H214ZM218 135V134H217ZM220 134H219V136H221ZM238 135V134H237ZM240 135V134H239ZM253 135L254 134H252V137H253ZM6 136H7V134H6ZM26 136V135H25ZM29 136H30V134H29ZM38 136V135H37ZM49 136H51V135H48V137ZM76 136V135H75ZM79 136H76V137H79ZM213 136V135H212ZM244 136H245V134H244ZM249 137H250V135H248ZM247 136V137H248ZM257 137L259 140L257 141V140H252V144H250L251 145V147H250V145H249V147H250V154L248 155V157H247V159H246V162L245 163H243V164H237V163H233L232 162V160L230 161L231 162V165L230 166H228L227 168H229V174H228V178L230 179V187H231V193L232 194H239V195H241L240 193H242V191H244L243 193H246V194H248L249 196L250 195H254V193H256L255 192V189H257V190H259V192L261 191V194H262V192H264V189L263 190H260V189H262V188H257L258 186L260 187L262 184L264 185V143H263V141H262V143H261V141H260V138H259V136L260 135H254V137ZM40 137H42V136H40ZM39 137V138H40ZM125 137V136H124ZM222 137V136H221ZM220 137V138H221ZM240 137V136H239ZM261 137H264V135L263 136H261ZM3 138V137H2ZM5 138V137H4ZM53 138V137H52ZM79 138V139H80ZM127 138V137H126ZM224 138V137H223ZM228 138V137H227ZM8 139V138H7ZM48 139V138H47ZM207 139V138H206ZM236 139V138H235ZM250 139V138H249ZM254 139V138H253ZM27 140V139H26ZM39 140V139H38ZM83 140V139H82ZM120 141H121V139H119ZM209 140H211V138H209ZM217 140V139H216ZM224 140H225V138H224ZM242 140V139H241ZM8 141V140H7ZM21 141V140H20ZM77 141H79L78 139H77ZM223 141V140H222ZM234 141V140H233ZM251 141V140H250ZM260 141V142H259ZM0 142H3V141H0ZM27 142V141H26ZM32 142V141H31ZM37 142V141H36ZM105 142V143H106ZM122 142H123V140H122ZM125 142H126V140H125ZM202 143L201 145H203V146H201V147H199V148H197V147H195L194 145L196 144V143ZM203 142H205V141H203ZM219 142V143H218ZM235 142V141H234ZM240 142H242V141H240ZM246 142V141H245ZM28 143V142H27ZM26 143V144H27ZM33 143V142H32ZM109 143H107V144H109ZM118 144H120L119 143V141L117 142ZM117 143H115V144H117ZM195 143V144H194ZM20 144V143H19ZM19 144H18V147H19ZM24 144V143H23ZM38 144V143H37ZM104 144V143H103ZM114 144V145H115ZM124 144V143H123ZM14 145V146H13ZM35 145V144H34ZM33 145V146H34ZM39 145V144H38ZM102 145V144H101ZM127 145V146H126ZM197 145V144H196ZM243 145H245V144H243ZM193 146L195 147V148H193ZM235 146V145H234ZM37 147V146H36ZM75 147H76V143H75ZM77 147H78V145H77ZM118 147V146H117ZM232 147H233V145H232ZM237 147V146H236ZM0 148V149H1ZM20 148H22L21 146H20ZM28 148V147H27ZM67 148V147H66ZM98 148H102V147H98ZM113 148V147H112ZM111 148V149H112ZM1 149V150H2ZM18 149V148H17ZM29 149V148H28ZM27 149V150H28ZM84 149H86V151L84 150ZM192 149H194V150H192ZM236 149H238V148H236ZM247 149V148H246ZM27 150H25L26 152H28ZM31 150V149H30ZM29 150V151H30ZM99 150V149H98ZM224 150V149H223ZM249 150V149H248ZM62 151V150H61ZM60 151V152H61ZM236 151V150H235ZM18 152V151H17ZM31 152L32 151H30V155H31ZM238 152V151H237ZM243 152H244V150H243ZM246 152V151H245ZM20 153V152H19ZM22 153V152H21ZM232 153H235V152H232ZM239 153H240V151H239ZM12 154V153H11ZM10 153H9V155H11ZM15 154V153H14ZM17 154L18 153H16V156H17ZM23 154H24V151H23ZM28 154V155H29ZM42 154V153H41ZM65 154V153H64ZM75 154V153H74ZM138 154V153H137ZM136 154V155H137ZM235 154H238V153H235ZM244 154V153H243ZM4 155V154H3ZM8 155V154H7ZM20 155V154H19ZM22 155V154H21ZM25 155V156H24ZM24 155H22V156H24V158L26 157V153L24 154ZM32 155H34V153L32 154ZM31 155V156H32ZM36 155V154H35ZM140 155V154H139ZM138 155V156H139ZM245 155V154H244ZM0 156H2V155H0ZM140 156V157H141ZM243 156V155H242ZM247 156V155H246ZM18 157V156H17ZM228 157V156H227ZM238 157V156H237ZM13 158V157H12ZM23 158V159H24ZM28 158V156L26 157V159ZM39 158V157H38ZM57 158V157H56ZM55 158V159H56ZM63 158V157H62ZM232 158V157H231ZM233 158H234V156H233ZM246 158V157H245ZM244 158V159H245ZM8 159V158H7ZM30 159V158H29ZM135 159V158H134ZM227 159V158H226ZM243 159V158H242ZM241 159V160H242ZM243 159V160H244ZM2 160H4V158L2 159ZM22 160V159H21ZM20 160V163L22 162ZM25 160V159H24ZM23 160V161H24ZM26 161V160H25ZM29 161V160H28ZM135 161H136V159H135ZM135 161H133V163L135 162ZM228 161V160H227ZM226 161V162H227ZM239 161V160H238ZM48 162V161H47ZM123 162V161H122ZM225 162V161H224ZM235 162V161H234ZM236 162H237V160H236ZM6 166L9 164V162H8V160H6ZM11 163V162H10ZM63 163V162H62ZM16 164H18V163H16ZM23 164V163H22ZM40 164V163H39ZM54 164V163H53ZM137 165H138V163H136ZM13 165V164H12ZM47 165H48V163H47ZM52 165V164H51ZM121 165V164H120ZM125 165V164H124ZM142 165V164H141ZM3 166V165H2ZM1 166V167H2ZM18 166H19V164H18ZM25 166H27L26 164H25ZM42 166V165H41ZM46 166V165H45ZM134 166V165H133ZM22 167V166H21ZM53 167V166H52ZM57 167V166H56ZM121 167V166H120ZM130 166H128V168H129ZM136 167V166H135ZM15 168H17V167H15ZM27 168V167H26ZM39 168H41V167H39ZM38 168V169H39ZM60 168V167H59ZM62 168V167H61ZM223 168V167H222ZM226 168V167H225ZM2 169V168H1ZM83 169V168H82ZM81 169V170H82ZM123 169V168H122ZM138 169V168H137ZM192 169V168H191ZM219 169H221V168H219ZM17 170V169H16ZM20 170V169H19ZM52 170V169H51ZM54 170V169H53ZM56 170H57V168H56ZM55 170V171H56ZM80 170V171H81ZM223 170V169H222ZM226 170V169H225ZM13 171V170H12ZM27 171V170H26ZM32 171V170H31ZM44 171V170H43ZM42 171V172H43ZM47 171H48V169H47ZM63 171V170H62ZM120 171V170H119ZM128 171V170H127ZM6 172V171H5ZM25 172V171H24ZM39 172V171H38ZM49 172V171H48ZM51 172V171H50ZM220 172V171H219ZM225 172V171H224ZM13 173V172H12ZM27 173H28V171H27ZM40 173H41V169H40ZM39 173V174H40ZM45 173V172H44ZM58 173V172H57ZM65 173V172H64ZM221 173H223V172H221ZM7 174H9V172H7ZM21 174V173H20ZM24 174V173H23ZM29 174V173H28ZM59 174H61V173H59ZM107 174V173H106ZM135 174H136V172H135ZM175 174H174V176H175ZM225 174V173H224ZM11 175V174H10ZM19 175V174H18ZM48 175H49V173H48ZM47 175V176H48ZM170 175H169V177H170ZM182 175V174H181ZM46 176V177H47ZM173 176V177H174ZM24 177H26V176H24ZM29 177V176H28ZM42 177V176H41ZM81 177H83V176H81ZM80 177V178H81ZM172 177V176H171ZM220 178H221V176H219ZM223 177V176H222ZM12 178V177H11ZM31 178V177H30ZM34 178V177H33ZM77 178V177H76ZM79 178V177H78ZM87 178V177H86ZM175 178V177H174ZM219 178V179H220ZM224 178V177H223ZM21 179V178H20ZM28 179V178H27ZM39 179H41V178H39ZM48 179V178H47ZM121 179H123V178H121ZM169 179V178H168ZM167 179V180H168ZM178 179V178H177ZM198 179V180H199ZM217 179V178H216ZM83 180V179H82ZM101 180V179H100ZM128 180V179H127ZM218 180V179H217ZM216 180V181H217ZM226 180H227V177H226ZM225 180V181H226ZM27 181H29V180H27ZM40 181V180H39ZM105 181H107V180H105ZM121 181V180H120ZM169 181V180H168ZM197 181V180H196ZM219 182H220V180H218ZM217 181V182H218ZM228 181V180H227ZM31 182V181H30ZM83 182V181H82ZM91 182H93V181H91ZM111 182V181H110ZM122 182V181H121ZM133 182V181H132ZM135 182V181H134ZM146 182V183H147ZM171 182V181H170ZM179 182V181H178ZM229 182V181H228ZM99 183V182H98ZM119 183V182H118ZM128 183V182H127ZM195 183V182H194ZM201 183V182H200ZM221 183V182H220ZM13 184V183H12ZM22 184H25V183H22ZM49 184V183H48ZM92 184V183H91ZM97 184V183H96ZM103 184H105V183H103ZM107 184V183H106ZM102 185L104 188H103V190L104 189H107L108 187H107V185ZM116 185H117V183H115ZM130 184V183H129ZM168 184H169V182H168ZM198 184V183H197ZM203 184V183H202ZM35 185H37V183L35 184ZM34 185V186H35ZM54 185V184H53ZM60 185V184H59ZM65 185V184H64ZM101 185V184H100ZM132 185V184H131ZM134 185V184H133ZM170 185V184H169ZM209 185V184H208ZM68 186V185H67ZM66 186V187H67ZM81 186H83V185H81ZM88 186V185H87ZM91 186V185H90ZM89 186V187H90ZM99 186V185H98ZM113 186V185H112ZM118 186H121V185H118ZM117 186V189L119 188ZM139 186V185H138ZM171 186V185H170ZM228 186V185H227ZM100 187V186H99ZM98 187V188H99ZM136 187L137 186H130L129 187V189H131V190H133V189H136ZM141 187H143V186H141ZM156 187V186H155ZM182 187V186H181ZM188 187V186H187ZM186 186L184 187V189H185V191H187L188 193H190L191 194V196H193V192H192V190L194 189L193 187H191V188H187ZM195 187V186H194ZM213 188H211L214 192L215 191H217V192H219V193H221L220 195H222L221 197H220V200L219 201H217L216 199V201L217 202H212V203H214L213 204V206H211V204H209V201L207 200V199H205V201H206V204H207V202H208V204H209V208H211V209H209V208H207L208 210H211L212 212H211V215L210 216H208V217H205V218H202L201 220V222L203 223V225H204V227H207V229L208 230H206V232L205 231H203L204 233L201 235V236H199L197 239L196 238H188L187 236V239H188V242H186V243H188L189 244V246H190V243L191 244H193L195 247H202V248H200V249H197L198 251V253L200 254V255H202V257H203V260H204V263L205 264H223V259H226V260H235V259H237V257H238V255L239 254H243V253H245V252H249V250L250 249H252V248H262V247H264V236H262L261 234H262V232L260 233V237L259 236H257V237H255V238H249V239H247V240H245V246L247 247L244 251H240L239 252V250H235L236 248H237V245H238V243L237 242H235L236 240L235 239H233V238H230L229 240H227L225 237H222V236H219L220 238H219V240L217 241V240H215V238L213 237L214 236V233H211V231H209V229H210V224H213V223H211V219L212 218H217V219H220V215H222V214H224V216L223 217H225V214L227 215V214H233V213H235V216L232 218L231 216V218H228L227 216V218H225V219H223L222 221V223H223V226L222 227H224L225 229H226V231H228V229L229 230H231V228L232 227H241V229H242V226H245V225H247V224H250V223H254V221H252V219L251 218H249V216L247 217L246 216V214H245V216H244V213H237V212H235V211H232L231 209H230V207H229V205L225 202V200H226V198H227V201H228V199L230 198H228V197H226V196H224L225 194L224 193H222L223 191H224V188H223V186H221L219 183L217 184V185H215V184H213V186H212ZM256 187V188H255ZM11 188V187H10ZM32 188H36V187H31V189ZM61 188V187H60ZM62 188H64V187H62ZM93 188V187H92ZM112 188V187H111ZM127 188V187H126ZM150 188V187H149ZM172 188V187H171ZM202 188H204V186L202 187ZM263 188H264V186H263ZM14 189V188H13ZM65 189V188H64ZM100 189H102L101 187H100ZM115 189V188H114ZM120 189V188H119ZM118 189V190H119ZM125 189V188H124ZM155 189V188H154ZM153 189V190H154ZM227 189V188H226ZM39 190V189H38ZM37 190V191H38ZM63 190V189H62ZM82 190V189H81ZM98 190V189H97ZM102 190V191H103ZM113 190V189H112ZM127 190V189H126ZM137 190H139V189H137ZM148 191H149V189H147ZM156 190H157V188H156ZM166 190V189H165ZM164 190V191H165ZM170 190V189H169ZM183 190V189H182ZM36 191V190H35ZM36 191V192H37ZM102 191H100V193H102ZM108 191V190H107ZM110 191H111V189H110ZM129 191V190H128ZM127 191V192H128ZM145 191V190H144ZM147 191V192H148ZM151 192H152V190H150ZM171 191V190H170ZM184 191V192H185ZM228 191H230V190H228ZM2 192V191H1ZM60 192V191H59ZM109 192V191H108ZM118 192V191H117ZM123 192V191H122ZM126 192V193H127ZM141 192H142V190L140 191V194H141ZM158 192H160V190L158 191ZM158 192H155V193H158ZM162 192V191H161ZM166 192H167V190H166ZM57 193V192H56ZM85 193V192H84ZM89 193H91V192H89ZM93 194L95 193V192H92ZM99 193V192H98ZM111 193H113L114 194V190H113V192H111ZM132 193V192H131ZM153 193V192H152ZM169 193V192H168ZM195 193V192H194ZM213 193V192H212ZM228 193V192H227ZM227 193H226V195H227ZM36 194V193H35ZM39 194V193H38ZM37 194V195H38ZM41 194V193H40ZM59 195H60V193H58ZM58 194H57V196H58ZM122 194V193H121ZM139 194V193H138ZM143 194V193H142ZM144 194H145V192H144ZM146 194H150V193H146ZM178 194V193H177ZM176 194V195H177ZM232 194H231V196H232ZM257 194V193H256ZM255 194V195H256ZM260 194V193H259ZM30 195V194H29ZM36 195V196H37ZM95 195H97V193L95 194ZM100 195V194H99ZM108 195H110V194H108ZM107 195V196H108ZM151 195V194H150ZM153 196H154V198L156 197V195H154V193L152 194ZM162 195V194H161ZM161 195H158L159 197L161 196ZM163 195H165L166 197H169L170 198V196H168V195H170V194H168V195H166V193H163ZM176 195H173V198H176V197H174V196H176ZM258 195V194H257ZM262 195H264V193L262 194ZM39 196V195H38ZM61 196V195H60ZM101 196V195H100ZM111 196H112V194H111ZM110 196V197H111ZM123 196H126V198H127V196L129 197V195H123ZM138 196V195H137ZM136 195H135V197H137ZM181 196V195H180ZM235 196V195H234ZM233 196V197H234ZM245 196V195H244ZM79 197V196H78ZM83 197V196H82ZM120 197V196H119ZM134 197V198H135ZM146 197L147 196H145V198L144 199H146ZM149 198L151 197V196H148ZM147 197V198H148ZM163 197V196H162ZM172 197V196H171ZM205 197H206V195H205ZM204 197V198H205ZM219 197V196H218ZM253 197V196H252ZM29 198V197H28ZM140 198L143 200V198L140 196ZM158 198V197H157ZM161 198V197H160ZM246 198V197H245ZM249 198H251V197H248V200H249ZM81 199V198H80ZM83 199V198H82ZM93 199V198H92ZM100 199V198H99ZM107 199V198H106ZM116 199V198H115ZM128 199V198H127ZM133 199V198H132ZM152 199H153V197H152ZM151 199V200H152ZM166 199V198H165ZM182 199H184V197H182ZM194 199V198H193ZM199 199V198H198ZM209 199H211V196H209ZM235 199H237V198H235ZM240 199V198H239ZM13 200V199H12ZM50 200V199H49ZM104 200V199H103ZM109 200V199H108ZM107 200V201H108ZM142 200H141V202H142ZM157 200H160V199H157ZM169 200V199H168ZM178 200H179V198H178ZM201 200H203V199H201ZM231 200V199H230ZM233 200V199H232ZM246 200V199H245ZM250 200H254V199H250ZM60 201V200H59ZM86 201V200H85ZM84 200H81L80 202L81 203H79V204H82L83 202H85ZM89 201V200H88ZM87 201V202H88ZM91 202H92V200H90ZM100 201V200H99ZM123 201H124V199H123ZM137 201H139L138 199H137ZM144 201V200H143ZM164 201V200H163ZM167 201V200H166ZM174 201V200H173ZM176 201V200H175ZM186 201V200H185ZM193 201V200H192ZM191 201V202H192ZM204 201V200H203ZM238 201V200H237ZM242 201V200H241ZM62 202V201H61ZM91 202H90V204H91ZM95 202H97V200L95 201ZM101 202V201H100ZM111 202V201H110ZM133 202V201H132ZM162 202V201H161ZM171 202H172V200H171ZM194 202H196V201H194ZM194 202H192L193 204H195ZM105 203V202H104ZM120 203V202H119ZM155 203H156V198H155ZM167 203V202H166ZM168 203H169V201H168ZM229 203V202H228ZM64 204V203H63ZM74 204V203H73ZM88 205V208H90V206L91 205H93L94 204V200H93V204H91V205ZM96 204V203H95ZM161 205H162V203H160ZM185 204V203H184ZM197 204V203H196ZM199 204V203H198ZM201 204H202V202H201ZM206 204L204 205L203 204V206H206ZM232 204V203H231ZM230 204V205H231ZM40 205H42L41 203H40ZM46 205V204H45ZM68 205V204H67ZM70 205V204H69ZM72 205V204H71ZM111 205V204H110ZM143 205V204H142ZM144 205H145V203H144ZM174 205V204H173ZM192 205V204H191ZM242 205V204H241ZM247 205H251L250 203L248 204L247 203ZM252 205H254V204H252ZM39 206V205H38ZM61 206V205H60ZM63 206V205H62ZM66 206V205H65ZM64 206V207H65ZM95 206V205H94ZM102 206V205H101ZM104 206V205H103ZM106 206V205H105ZM104 206V207H105ZM115 206H116V204H115ZM146 206V205H145ZM153 206V205H152ZM159 206V205H158ZM164 206V205H163ZM168 206V205H167ZM184 206V205H183ZM198 206H200V205H198ZM40 207V209H44V208H41V206H39ZM58 207V206H57ZM97 207V212L95 213L94 211H95V209H94V211L92 210V212H94L95 213V215H93V217L94 216H96V217H100V215H102V213H103V211L101 212V208H99V205L97 204V206H95V208ZM107 207V206H106ZM105 207V208H106ZM109 207V206H108ZM117 207H119V206H116L115 208H116V210H117ZM160 207V206H159ZM252 207V206H251ZM3 208H4V206H3ZM59 208V207H58ZM67 208V207H66ZM68 208H69V206H68ZM71 208H73V207H71ZM71 208H70V210H71ZM76 208V207H75ZM120 208V207H119ZM125 208V207H124ZM128 208H130V206L128 207ZM138 208H140V207H138ZM147 208V207H146ZM170 208H172V205H171V207ZM196 208H197V206H196ZM204 208V207H203ZM233 208V207H232ZM236 207H234V209H235ZM242 208V207H241ZM34 209V208H33ZM35 209H36V207H35ZM60 209V208H59ZM62 209V208H61ZM74 209V208H73ZM92 209V208H91ZM91 209H88V211L86 210L85 211V213H84V216H91L92 215V213H90V210ZM106 209H108V208H106ZM110 209V208H109ZM108 209V210H109ZM121 209V208H120ZM140 209H142V208H140ZM173 209V208H172ZM189 209V208H188ZM199 209H200V207H199ZM204 209H206V208H204ZM69 210V211H70ZM104 210V213H105V209H103ZM111 210H112V208H111ZM115 210V209H114ZM130 211H131V209H129ZM162 210H163V208H162ZM165 210V209H164ZM171 210V209H170ZM175 210L176 209H174V213L176 214V212H175ZM179 210V209H178ZM201 210H203V209H201ZM201 210H198V211H201ZM4 211V210H3ZM6 211V210H5ZM36 211H38L37 209H36ZM71 211H73V210H71ZM74 211H76V210H74ZM125 211V210H124ZM152 211V210H151ZM150 211V212H151ZM160 211V210H159ZM172 211V210H171ZM16 212H17V210H16ZM15 212V213H16ZM40 212V211H39ZM101 212V213H100ZM117 212V211H116ZM123 212V211H122ZM126 212H128V211H126ZM126 212H125V214H126ZM142 212H144L143 210H142ZM141 211H140V213H142ZM149 211H147V213H148ZM150 212H149V216H150ZM153 212H155V211H153ZM153 212H152V214H153ZM162 212V211H161ZM161 212H160V214H161ZM170 212V211H169ZM178 212V211H177ZM189 212V211H188ZM190 212H191V210H190ZM189 212V213H190ZM233 212V213H232ZM13 214L12 216H11V218L8 220H6V221H9V222H11V223H13V224H16L17 222V220H19L20 218H21V220H20V222L21 223H25V221H29V218H31V220L33 219L32 217H29L30 215H29V213H27V211L25 212L24 211V214L22 215V216H18L17 214ZM30 213H31V211H30ZM33 213V212H32ZM35 213V212H34ZM64 213V212H63ZM81 213V212H80ZM99 214V215H96V214ZM111 212H109V214H110ZM113 213H114V211H113ZM117 213H121V212H117ZM129 213V212H128ZM127 213V214H128ZM131 213H133L134 214V212H132L131 211ZM136 213V212H135ZM139 213V212H138ZM137 213V215H139L140 216V214H138ZM182 213V212H181ZM245 213H246V211H245ZM248 213V212H247ZM8 214V213H7ZM21 214V213H20ZM91 214V215H90ZM109 214H108V216H109ZM115 214V213H114ZM124 214V215H125ZM144 214V213H143ZM142 214V215H143ZM163 214V213H162ZM162 214H161V216H162ZM165 214V213H164ZM163 214V215H164ZM171 213H169V215H170ZM185 214V213H184ZM186 214H187V212H186ZM194 214H195V212H194ZM264 214V213H263ZM82 215V214H81ZM111 215V214H110ZM113 215V214H112ZM116 215V214H115ZM115 215H113L114 217H115ZM123 215V216H124ZM131 215V214H130ZM135 215V214H134ZM166 215V214H165ZM167 215H168V213H167ZM174 215V214H173ZM183 215V214H182ZM197 215V214H196ZM201 215V214H200ZM8 216H9V214H8ZM9 216V217H10ZM41 216V215H40ZM39 216V217H40ZM112 216V217H113ZM117 216V215H116ZM120 216V215H119ZM122 216V215H121ZM122 216V217H123ZM127 216V215H126ZM133 216V215H132ZM143 216H145V215H143ZM148 216V215H147ZM146 216V217H147ZM152 216V215H151ZM185 216V215H184ZM192 216H195V215H192ZM207 216V215H206ZM250 216H252V215H250ZM255 216V215H254ZM253 216V217H254ZM81 217V216H80ZM104 217H106V216H104ZM111 217V218H112ZM122 217H120L121 219H122ZM125 217V216H124ZM123 217V218H124ZM154 217V216H153ZM163 217V216H162ZM180 217H182V216H180ZM198 218L199 217V215L198 216H195V218ZM101 218V217H100ZM99 218V219H100ZM117 218H118V216H117ZM117 218H113V220L112 219H109V220H112L111 222L109 221V223H107V225L105 224V226H102L99 230H98V238H100V240L101 241H103V242H105V244H106V246H107V248H108V250L110 251V253H112V254H116V255H121V257L122 256H124V255H126L124 252H122L123 250H125V247H128L129 246V248H126V249H128V251H129V249L130 248H132V245H133V243L135 242L134 240V238L135 237H133L132 236V230L129 228V225H127L125 222L123 223V222H121L120 220H118ZM136 218V217H135ZM139 218V217H138ZM185 218V217H184ZM194 218V217H193ZM256 218V217H255ZM254 218V219H255ZM262 218L263 217H261V219L259 218V220H262ZM24 219V220H23ZM42 219V218H41ZM60 219V218H59ZM90 219V218H89ZM89 219H87V220H89ZM94 219V218H93ZM98 219V220H99ZM105 218H103L102 220L103 221H105L104 220ZM126 219V218H125ZM148 219V218H147ZM164 219V218H163ZM182 219H183V217H182ZM192 218H190V220H191ZM222 219V218H221ZM22 220L24 221V222H22ZM79 220H80V218H79ZM95 220V219H94ZM98 220H97V222H98ZM106 220H108V219H106ZM169 220V219H168ZM167 220V221H168ZM176 220V219H175ZM175 220H174V222H175ZM184 220V219H183ZM187 220V219H186ZM193 220H197V219H193ZM192 220V221H193ZM198 220H200V219H198ZM5 221V222H6ZM48 221V220H47ZM57 221V220H56ZM67 221V220H66ZM93 221V220H92ZM127 221V220H126ZM134 221V220H133ZM137 221V220H136ZM154 221V220H153ZM170 221V220H169ZM172 221H173V218H172ZM177 221V220H176ZM258 221V220H257ZM32 222V221H31ZM60 222V221H59ZM80 223L82 222V220H80L79 221ZM83 222H84V220H83ZM89 222L90 221H88V224H89ZM96 222V221H95ZM99 222H100V220H99ZM98 222V223H99ZM102 222V221H101ZM129 222V221H128ZM131 222H132V220H131ZM130 222V223H131ZM142 222V221H141ZM145 222V221H144ZM148 222V221H147ZM160 222H162V221H160ZM159 222V223H160ZM178 222V221H177ZM176 222V223H177ZM187 222H188V220H187ZM186 222V223H187ZM11 223H10V226H11ZM20 223V224H21ZM27 223V222H26ZM25 223V224H26ZM30 223V222H29ZM48 223V222H47ZM104 223H106V222H104ZM103 223V224H104ZM149 223V222H148ZM167 223V222H166ZM169 223V222H168ZM167 223V224H168ZM170 223H171V221H170ZM169 223V224H170ZM179 224H180V222H178ZM177 223V224H178ZM183 223L185 224V222L183 221ZM200 223V222H199ZM218 223H219V221H218ZM221 223V224H222ZM256 223V222H255ZM260 223V222H259ZM3 224H5V223H3ZM20 224H19V227H21L20 226ZM32 224V223H31ZM83 224V223H82ZM82 224H81V226H82ZM101 224V223H100ZM142 224V223H141ZM154 223H152V225H153ZM161 224V223H160ZM163 224V223H162ZM162 224H161V227H162ZM167 224H165V222H164V225H166V228L168 227L167 226ZM182 224V223H181ZM184 224H183V226H184ZM190 224V223H189ZM217 224V223H216ZM49 225V224H48ZM86 224H84L83 226H85ZM102 225V224H101ZM144 225H145V223H144ZM143 225V226H144ZM155 225V224H154ZM2 226V225H1ZM12 226H14V225H12ZM17 226H18V223H17ZM78 226H79V223H78ZM83 226H82V228H83ZM88 226V225H87ZM130 226H132L131 224H130ZM160 226V225H159ZM169 226H171V225H169ZM176 226V225H175ZM175 226L173 227L174 229H175ZM178 226V225H177ZM218 226V225H217ZM216 226V227H217ZM4 227V226H3ZM135 227V226H134ZM188 227V224H187V226L185 227V228H187ZM21 228H25L26 229V225H25V227H21ZM28 228H29V226H28ZM51 228V227H50ZM85 228V227H84ZM96 228V227H95ZM146 228H148V229H150L149 227H146ZM153 228V227H152ZM213 228H215L214 227V225H213ZM213 228H211V229H213ZM15 229H17V228H15ZM20 229V228H19ZM61 229V228H60ZM86 229V228H85ZM88 229H91V228H88ZM94 229V228H93ZM143 229V228H142ZM142 229H139V230H142ZM159 228H157V230H158ZM174 229H171V231H168L167 230V235L166 236H164V238L165 237H167V241H169L170 243L171 242H175L174 240L175 239H171L172 238V235H174L173 233H175V230ZM181 229V228H180ZM180 229H178V231L180 230ZM189 229V228H188ZM236 229H238V228H236ZM247 229V228H246ZM11 230V229H10ZM84 230V229H83ZM87 230V229H86ZM131 230V231H130ZM137 230V229H136ZM144 230V229H143ZM156 230V229H155ZM166 230V229H165ZM169 230H170V228H169ZM215 230V229H214ZM244 230V229H243ZM12 231V230H11ZM18 231V230H17ZM53 231V230H52ZM134 231V230H133ZM181 231H182V229H181ZM184 231V230H183ZM185 231H186V229H185ZM188 231V230H187ZM190 231V230H189ZM188 231V232H189ZM220 230H218V234L220 233L219 232ZM221 231L223 232V230H222V228H221ZM240 231V230H239ZM259 231V230H258ZM64 232H65V230H64ZM150 232V231H149ZM152 232V231H151ZM154 232V231H153ZM171 232H172V235H171ZM199 232V231H198ZM214 232H216V230L214 231ZM245 232V231H244ZM18 233V232H17ZM74 233V232H73ZM86 233H87V231H86ZM141 233V232H140ZM143 233V232H142ZM148 233V232H147ZM177 233V232H176ZM179 233V232H178ZM183 233V232H182ZM193 233H194V230H193ZM230 233H232L231 231H230ZM229 233V234H230ZM252 233V232H251ZM34 234V233H33ZM66 234V233H65ZM134 234V233H133ZM149 234V233H148ZM161 234V233H160ZM186 234H188V233H186ZM221 234H223V233H221ZM236 234V233H235ZM76 235V234H75ZM147 235V234H146ZM151 235V234H150ZM156 235V234H155ZM163 235H164V233H163ZM181 235V234H180ZM224 235V234H223ZM236 235H238V233L236 234ZM18 236V235H17ZM79 236H81V235H79ZM91 236V235H90ZM96 236V235H95ZM137 236V235H136ZM184 236H185V233H184ZM191 236V235H190ZM198 236V235H197ZM225 236H226V234H225ZM234 236V235H233ZM19 237V236H18ZM59 237H61V236H59ZM83 237V236H82ZM88 237V236H87ZM97 237V236H96ZM158 237H159V235H158ZM162 238H163V236H161ZM176 237V236H175ZM179 237V236H178ZM177 237V238H178ZM186 237H184V239H185V241H186ZM192 237H193V235H192ZM195 237H196V234H195ZM252 237V236H251ZM49 238H50V236H49ZM79 238V237H78ZM77 238V239H78ZM84 238H86V237H84ZM83 238V239H84ZM143 238V237H142ZM160 238V237H159ZM163 238V239H164ZM21 239V238H20ZM57 239V238H56ZM59 239H61V238H59ZM62 239H64V238H62ZM137 239V238H136ZM189 239H190V241H189ZM217 239V238H216ZM10 240V239H9ZM50 240V239H49ZM52 240H54V239H52ZM79 240H81V239H79ZM115 240H117L116 242H115ZM140 240V239H139ZM144 240H145V238H144ZM147 240V239H146ZM151 240H153V239H151ZM155 240V239H154ZM153 240V241H154ZM177 240V239H176ZM179 241L180 240H182V239H178ZM48 241V240H47ZM46 241V242H47ZM64 241V240H63ZM97 241H98V239H97ZM148 241H150V239H148ZM153 241L151 242V243H153ZM4 242H5V240H4ZM60 242V241H59ZM98 242H100V241H98ZM103 242H101V243H103ZM144 242V241H143ZM169 242H167V243H169ZM44 243V242H43ZM146 243V242H145ZM155 244L157 243V242H154ZM158 243H159V239H158ZM165 243V242H164ZM169 243V244H170ZM186 243H183V241H182V244H183V247L186 249L187 247H188V244H186ZM214 244V246H212V247H214L213 249H211V248H209L208 246H205V245H208V244ZM96 244V243H95ZM135 244V243H134ZM139 244V243H138ZM147 244V243H146ZM175 244V243H174ZM179 244H181V243H179ZM62 245V244H61ZM100 245V244H99ZM136 245H137V243H136ZM140 245L142 246V244L140 243ZM157 245V244H156ZM160 245V244H159ZM164 245V244H163ZM229 247H228V246ZM8 246V245H7ZM14 246V245H13ZM105 246V245H104ZM133 246H135V245H133ZM140 246V247H141ZM145 246H147V245H145ZM154 246V245H153ZM153 246H150V248L149 249H152L153 248V250H154V248L155 247H153ZM168 246H171V245H168ZM179 245H177V246H175V247H178ZM182 246V245H181ZM58 247V246H57ZM65 247V246H64ZM137 247V246H136ZM140 247H138V249L140 248ZM144 247V246H143ZM152 247V248H151ZM157 247V246H156ZM163 248H164V246H162ZM161 246H160V248H162ZM166 247H167V244H166ZM171 247H173V246H171ZM43 248V247H42ZM45 248H46V246H45ZM63 248V247H62ZM88 248V247H87ZM135 248V247H134ZM159 248V247H158ZM168 248V247H167ZM9 249V248H8ZM65 249V248H64ZM142 249V248H141ZM148 249V248H147ZM170 249V248H169ZM171 249H173V248H171ZM184 249V250H185ZM93 250V249H92ZM100 250V249H99ZM102 251H103V255H104V253H106L103 249H101ZM100 250V251H101ZM108 250H106V251H108ZM131 250V249H130ZM134 249L132 248V252H134L133 251ZM140 250V249H139ZM143 250V249H142ZM161 250V249H160ZM175 250H176V248H175ZM189 250V249H188ZM259 250V249H258ZM43 251V250H42ZM63 251V250H62ZM127 251V250H126ZM127 251V252H128ZM136 251H138V250H136ZM135 251V252H136ZM146 250H145V248H144V253L142 254V256L146 253L145 252ZM157 251H158V249H157ZM156 251V249H155V253L157 252ZM162 251V250H161ZM161 251H160V253H161ZM177 251V250H176ZM40 252V251H39ZM95 252V251H94ZM140 252H142V251H139V253ZM149 253H150V251H148ZM153 252V251H152ZM163 252V251H162ZM184 252V251H183ZM65 253V252H64ZM97 253H99L98 251H97ZM131 253V252H130ZM166 253V252H165ZM141 254V253H140ZM140 254H138V255H140ZM151 254V253H150ZM153 254V253H152ZM158 254V253H157ZM163 254L164 253H162V256H163ZM167 254V253H166ZM246 254H248V253H246ZM260 255H261V257L262 258H264V255L262 254V253H259ZM258 254V255H259ZM96 255V254H95ZM95 255H93V256H95ZM107 255V254H106ZM114 255H113V258L112 259H115L114 258ZM128 255V254H127ZM132 255L133 254H131V258H132ZM137 255V254H136ZM145 255H147V254H145ZM159 255H161V254H159ZM170 256H171V254H169ZM178 255V254H177ZM10 256H12V255H10ZM57 256V255H56ZM148 256H149V254H148ZM173 256H174V254H173ZM180 256V255H179ZM178 256V257H179ZM53 257V256H52ZM60 257V256H59ZM108 257H110L109 255H108ZM128 257V256H127ZM126 257V258H127ZM137 257V256H136ZM140 257V256H139ZM158 257V256H157ZM161 257V256H160ZM164 257H165V255H164ZM177 257V258H178ZM246 257V256H245ZM249 257V256H248ZM15 258V257H14ZM69 258V257H68ZM97 258H99V256L97 257ZM118 258V257H117ZM117 258H116V260H117ZM120 258V257H119ZM142 258V257H141ZM144 258H145V256H144ZM150 258V257H149ZM154 258H156V257H154ZM159 258V257H158ZM158 258H157V260H158ZM165 258H167L168 259V256H166ZM172 258V257H171ZM171 258H169V259H171ZM174 258V257H173ZM105 259H106V256H105ZM112 259H111V262H112ZM128 259V258H127ZM143 259V258H142ZM152 259H153V256H152ZM160 259H162L163 260V258L161 257ZM166 259V260H167ZM176 259V258H175ZM175 259H174V261H175ZM250 259H251V257H250ZM60 260V259H59ZM70 260H71V258H70ZM108 260V259H107ZM124 261V264H125V259H123ZM133 259H131V261H132ZM146 261L148 260V257H147V259H145ZM155 260V259H154ZM202 260V259H201ZM67 261H69V259L67 260ZM78 261V260H77ZM142 261V260H141ZM149 261V260H148ZM147 261V262H148ZM152 261V260H151ZM156 261V260H155ZM164 261V260H163ZM178 261V260H177ZM232 261H231V263H232ZM245 261V260H244ZM4 262V261H3ZM51 262V261H50ZM60 262V261H59ZM70 262V261H69ZM114 262V261H113ZM120 262H122V260L120 261ZM123 262H122V264H123ZM128 262V261H127ZM132 262H134V261H132ZM144 262V261H143ZM180 262V261H179ZM246 262V261H245ZM56 263V262H55ZM54 262L53 263H51V264H55ZM68 263V262H67ZM109 263V262H108ZM136 263H138V262H136ZM158 263H160L159 261L157 262V264ZM175 262H173V264H174ZM229 263H230V261H229ZM2 264V263H1ZM6 264V263H5ZM40 264H42V263H40ZM45 264V263H44ZM57 264H65V260L64 261H61L60 263H58V261H57ZM71 264V263H70ZM80 264V263H79ZM110 264V263H109ZM111 264H113V263H111ZM117 264V263H116ZM121 264V263H120ZM142 264V263H141ZM146 264V263H145ZM148 264H152V262L151 263H148ZM176 264V263H175ZM181 264V263H180ZM250 264V263H249Z\"/></svg>", "mask_w": 264, "mask_h": 264}]
</instances>
